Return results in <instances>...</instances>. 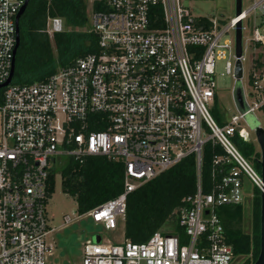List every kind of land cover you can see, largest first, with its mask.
I'll use <instances>...</instances> for the list:
<instances>
[{
	"label": "built area",
	"instance_id": "obj_1",
	"mask_svg": "<svg viewBox=\"0 0 264 264\" xmlns=\"http://www.w3.org/2000/svg\"><path fill=\"white\" fill-rule=\"evenodd\" d=\"M23 4L0 0V84L10 77ZM89 7L95 52L46 80L18 84L12 78L2 87L0 264H47V236L55 229L46 216L47 188L62 157L103 155L123 163V191L87 212L96 224L115 229L119 218L125 220L128 195L189 154L196 157L198 183L178 210L187 241L161 231L143 242L125 236L116 243L87 241L82 264H230L233 246L217 209L241 203L245 178L261 187L262 176L234 141L236 134L250 138L244 113L223 125L212 113L216 65L225 59V73L234 76L236 25L242 21L244 31L246 20L263 19L264 0L246 7L243 0L242 13L226 23L195 15L183 0H91ZM64 23L49 17L50 37L64 31ZM251 43L256 55L249 92L243 85L244 44L242 85L248 112L257 115L264 114V33L258 26ZM209 141L225 154L214 157V174L221 177L204 192L200 176Z\"/></svg>",
	"mask_w": 264,
	"mask_h": 264
},
{
	"label": "trees",
	"instance_id": "obj_2",
	"mask_svg": "<svg viewBox=\"0 0 264 264\" xmlns=\"http://www.w3.org/2000/svg\"><path fill=\"white\" fill-rule=\"evenodd\" d=\"M88 0H30L20 17V45L16 53L13 82L18 84L46 80L58 69L67 67L77 57L97 50V34L88 31ZM95 8H99L95 3ZM157 8V7H155ZM159 13V12H158ZM60 16L66 29L53 37L47 32L49 17ZM161 17V16H160ZM53 41V42H52ZM54 43V47L52 45ZM4 88H0V106ZM218 95L212 113L219 124L227 122L217 108ZM234 141L257 170H261V153L254 140L239 134ZM225 154L219 144L207 142L203 149L201 186L209 192L221 177L214 174V157ZM49 174L47 197L55 191L56 173L60 169L63 192L75 197L79 215L123 191L124 165L121 161L103 155H90L83 159L62 157ZM234 164L225 165L226 170ZM198 171L195 154L148 180L128 195L124 220V235L133 242L146 241L155 231L179 235L187 241L185 229L179 225L178 210L185 205L184 198L196 192ZM47 202V199H46ZM252 228L244 227L243 203L222 205L217 209L225 228L227 241L233 246V261L253 264L260 250L261 189L253 185ZM172 225L163 229L164 224Z\"/></svg>",
	"mask_w": 264,
	"mask_h": 264
},
{
	"label": "rangeland",
	"instance_id": "obj_3",
	"mask_svg": "<svg viewBox=\"0 0 264 264\" xmlns=\"http://www.w3.org/2000/svg\"><path fill=\"white\" fill-rule=\"evenodd\" d=\"M195 15H205L210 18L228 20L235 14V0H183ZM89 6L91 0H88ZM250 4V0H244L245 7ZM88 6V7H89ZM90 8V7H89ZM91 16V10H88V17ZM254 26H258L260 32L264 33V18H250L246 20L244 34V78L243 85L246 92H249L248 77L250 73L251 59L256 55L254 46L251 43L252 31ZM64 27L67 25L64 23ZM234 31H231V34ZM53 42V41H52ZM53 47L55 46L52 43ZM55 48V47H54ZM261 48V47H260ZM225 59H219L216 65V82H217V108L226 120L233 115H239L234 97L233 89L235 78L232 74L225 73ZM256 119L264 127V114L258 112ZM243 125L250 129L249 137L254 140L257 148L259 145L256 141L255 134L251 130L248 121H243ZM260 150V149H259ZM57 160L54 164L57 166L63 161ZM59 168V165L57 166ZM256 169V168H255ZM257 170V169H256ZM260 172L259 170H257ZM261 174V172H260ZM245 194L243 196L244 208V227L246 231L252 228V211H253V183L245 178ZM46 216L49 226L55 228L54 231L47 236V242L50 245V251L47 253V264H82L83 247L87 241L93 242H120L124 239V219L117 220V228L107 229L103 224H96L89 213L78 214L77 201L75 197L63 192L61 185L60 169L56 173L55 191L47 197ZM69 216L71 221L66 222L65 217ZM172 225V221L168 220L163 229ZM240 260L236 259L230 264H239Z\"/></svg>",
	"mask_w": 264,
	"mask_h": 264
},
{
	"label": "water",
	"instance_id": "obj_4",
	"mask_svg": "<svg viewBox=\"0 0 264 264\" xmlns=\"http://www.w3.org/2000/svg\"><path fill=\"white\" fill-rule=\"evenodd\" d=\"M30 0H24V4L18 11L16 15V25H17V36H16V45L14 48V58L13 64L11 68L10 77L4 83L0 84V88L8 85L14 76L15 72V60H16V53L18 47L20 45V17L25 11L28 3ZM243 10V0H235V15H239L242 13ZM243 44H244V34H243V23L239 21L236 25L235 29V50L238 60L235 65V85L233 89V97L238 109L244 113L245 120L248 121L251 130H253L255 134L256 141L259 145L261 158H260V165H261V176H262V186L261 189V210H260V250L257 259L253 264H264V127L260 124V122L256 119V116L253 112H248V107L246 105L245 97H244V88L242 85V77H243V66L240 60V57L243 53Z\"/></svg>",
	"mask_w": 264,
	"mask_h": 264
},
{
	"label": "bare ground",
	"instance_id": "obj_5",
	"mask_svg": "<svg viewBox=\"0 0 264 264\" xmlns=\"http://www.w3.org/2000/svg\"><path fill=\"white\" fill-rule=\"evenodd\" d=\"M244 191H245V188H244Z\"/></svg>",
	"mask_w": 264,
	"mask_h": 264
}]
</instances>
